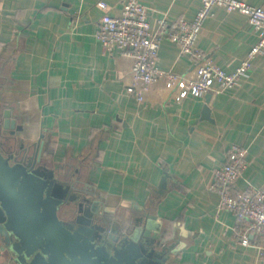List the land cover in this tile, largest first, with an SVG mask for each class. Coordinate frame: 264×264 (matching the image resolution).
I'll return each instance as SVG.
<instances>
[{
    "label": "crops",
    "instance_id": "obj_1",
    "mask_svg": "<svg viewBox=\"0 0 264 264\" xmlns=\"http://www.w3.org/2000/svg\"><path fill=\"white\" fill-rule=\"evenodd\" d=\"M122 1L0 0V114L11 111L24 154L82 193L85 210L95 205L107 233L146 231L153 221L150 236L175 264H264L238 242L234 215L218 210L211 189L233 144L246 149L249 164L238 187L264 185V55L208 103L206 95L168 100L162 90L139 103L126 92L129 60L106 54L96 37L105 14L120 16ZM143 1L153 33L159 20L170 31L202 6ZM240 1L264 9V0ZM256 41L247 17L218 7L198 47L232 73ZM158 67L188 75L194 64L166 36ZM4 246L0 237V264H16Z\"/></svg>",
    "mask_w": 264,
    "mask_h": 264
},
{
    "label": "built area",
    "instance_id": "obj_2",
    "mask_svg": "<svg viewBox=\"0 0 264 264\" xmlns=\"http://www.w3.org/2000/svg\"><path fill=\"white\" fill-rule=\"evenodd\" d=\"M201 8L191 21H180L173 30L165 31L166 19L158 21L160 32L153 33L149 21V7L143 0H123L120 16L105 14L96 34L108 55L118 51L129 60L126 74V92L139 103L154 94L165 92L168 100L182 101L190 96L202 97L235 89L240 80L251 70L253 60L264 55V9L240 0H201ZM102 9L106 6L99 4ZM218 7L247 17L257 41L249 50L242 64L232 73L216 65L198 47V40L205 22ZM176 43L182 55L189 57L193 71L180 75L158 67L159 51L164 39ZM162 87V88H160ZM247 151L233 144L226 153L225 162L214 172L211 189L219 195V211L234 215L232 228L239 243L255 248L264 261V185L247 182L243 189L238 183L248 168Z\"/></svg>",
    "mask_w": 264,
    "mask_h": 264
},
{
    "label": "water",
    "instance_id": "obj_3",
    "mask_svg": "<svg viewBox=\"0 0 264 264\" xmlns=\"http://www.w3.org/2000/svg\"><path fill=\"white\" fill-rule=\"evenodd\" d=\"M203 114L210 119L207 105ZM0 116V237L16 264H175L150 236L153 221L146 231L107 233L96 208L85 210L88 200L69 199L72 187L24 154L11 111Z\"/></svg>",
    "mask_w": 264,
    "mask_h": 264
},
{
    "label": "flooded vegetation",
    "instance_id": "obj_4",
    "mask_svg": "<svg viewBox=\"0 0 264 264\" xmlns=\"http://www.w3.org/2000/svg\"><path fill=\"white\" fill-rule=\"evenodd\" d=\"M74 189H75V187H74ZM75 197H78V198H80L81 200H82V193H80V192H74L73 190L71 191V194L69 195V199H74ZM71 204H73V203H71ZM96 208V210H97V207L95 206V205H92L91 207H90V209H92V208ZM89 212V211H88ZM98 212V211H97ZM101 216V215H100ZM101 217H103L104 218V220L103 221H98V224L99 225H101L102 227H104V228H106L105 226H106V224H107V219L104 217V216H101Z\"/></svg>",
    "mask_w": 264,
    "mask_h": 264
}]
</instances>
